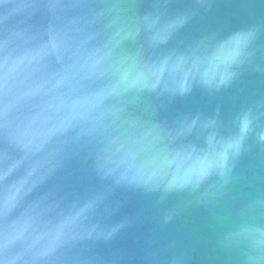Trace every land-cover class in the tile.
<instances>
[{"label": "clouds", "instance_id": "clouds-1", "mask_svg": "<svg viewBox=\"0 0 264 264\" xmlns=\"http://www.w3.org/2000/svg\"><path fill=\"white\" fill-rule=\"evenodd\" d=\"M215 2L0 0V264H189L192 249L156 239L224 200L241 159L264 152V99L225 118L219 107L160 118L262 71L264 22L179 38ZM140 196L153 240L117 248L141 222L119 214ZM215 227L236 264H264V199Z\"/></svg>", "mask_w": 264, "mask_h": 264}, {"label": "water", "instance_id": "water-1", "mask_svg": "<svg viewBox=\"0 0 264 264\" xmlns=\"http://www.w3.org/2000/svg\"><path fill=\"white\" fill-rule=\"evenodd\" d=\"M190 0H174L172 11H182ZM264 22V0H216L210 12L202 13L180 35V39L194 40L205 31L232 29ZM262 71L246 73L233 89L215 98H208L194 92L187 99H177L166 109L161 110L160 118L191 111L211 114L217 107L221 117H227L238 106L252 104L264 99V65ZM235 98V104L233 100ZM254 199H264V152L253 151L243 157L229 185L228 196L217 205L193 207L176 218L156 239L158 245L172 242L178 248L192 249L189 264H236L233 255L213 244L218 217ZM178 202L170 198L168 204ZM151 197L129 199L120 216H140V223L127 230L115 247L138 250L147 247L153 240ZM119 218V216L117 217Z\"/></svg>", "mask_w": 264, "mask_h": 264}]
</instances>
